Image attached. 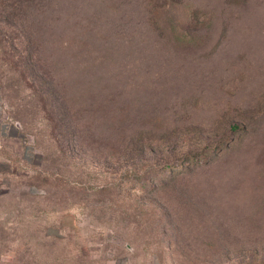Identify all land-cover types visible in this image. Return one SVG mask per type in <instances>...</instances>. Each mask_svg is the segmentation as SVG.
Wrapping results in <instances>:
<instances>
[{
    "label": "rangeland",
    "instance_id": "rangeland-1",
    "mask_svg": "<svg viewBox=\"0 0 264 264\" xmlns=\"http://www.w3.org/2000/svg\"><path fill=\"white\" fill-rule=\"evenodd\" d=\"M5 1L0 264H264V0Z\"/></svg>",
    "mask_w": 264,
    "mask_h": 264
},
{
    "label": "crops",
    "instance_id": "crops-1",
    "mask_svg": "<svg viewBox=\"0 0 264 264\" xmlns=\"http://www.w3.org/2000/svg\"><path fill=\"white\" fill-rule=\"evenodd\" d=\"M15 138L10 134L9 124L4 121L3 111L0 101V152H2L3 146L10 145V141Z\"/></svg>",
    "mask_w": 264,
    "mask_h": 264
},
{
    "label": "trees",
    "instance_id": "trees-1",
    "mask_svg": "<svg viewBox=\"0 0 264 264\" xmlns=\"http://www.w3.org/2000/svg\"><path fill=\"white\" fill-rule=\"evenodd\" d=\"M9 1V0H8ZM22 1V0H21ZM6 1L5 0H0V3L1 4H3V3H5ZM19 2H20V0H19ZM19 2H17L18 3V5H20L21 3H23V2H21V3H19ZM16 3V2H15ZM14 3V4H15ZM17 6V5H16ZM16 13H17V11L15 10L14 12H13V14L16 16ZM31 57V56H30ZM40 78V77H39Z\"/></svg>",
    "mask_w": 264,
    "mask_h": 264
}]
</instances>
